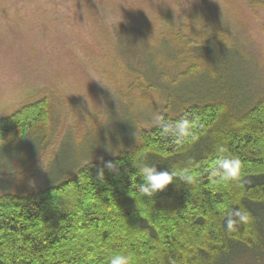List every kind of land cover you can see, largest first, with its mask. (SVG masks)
I'll return each mask as SVG.
<instances>
[{
    "label": "trees",
    "instance_id": "16d2710c",
    "mask_svg": "<svg viewBox=\"0 0 264 264\" xmlns=\"http://www.w3.org/2000/svg\"><path fill=\"white\" fill-rule=\"evenodd\" d=\"M164 19V44L152 54L175 71L167 70V62L155 63L159 80L174 88L210 81L194 101L175 103L169 97L161 114L170 121L195 117L193 135L177 143L154 125L137 128L115 154L74 168L59 183L26 194H0V264H108L114 254H130L134 264H226L241 252L255 258L264 252V94L258 102L242 101L243 92L232 89L220 62L216 70L207 62V72L194 74L196 62L216 57L219 44L201 38L191 44V25L168 10ZM173 25L183 31L175 33ZM171 33L177 42L190 34L188 60L194 61L189 65L182 49L170 45ZM172 47L173 55L167 51ZM138 80L131 83L141 87ZM51 117L44 98L0 119L5 141L0 160H12L26 142L46 144ZM218 155L240 159L239 183L210 182L209 166ZM108 162L118 172L109 171ZM142 163L155 164L158 171L188 168L196 181L179 187L174 182L149 202L136 191L141 182L136 168ZM232 208L246 209L251 220L228 232L224 222Z\"/></svg>",
    "mask_w": 264,
    "mask_h": 264
},
{
    "label": "rangeland",
    "instance_id": "374dc122",
    "mask_svg": "<svg viewBox=\"0 0 264 264\" xmlns=\"http://www.w3.org/2000/svg\"><path fill=\"white\" fill-rule=\"evenodd\" d=\"M166 10L192 26L191 44L199 38L219 44L216 57L196 62L194 74L220 62L242 101L262 98L264 0H0V119L44 98L52 113L46 144L26 142L12 160H0V194L59 183L74 168L115 154L137 128L153 126L169 97L199 99L209 78L174 88L157 75L155 63L167 66L152 54L164 44ZM189 35L180 43L167 35L186 65L194 61ZM167 51L173 55L174 48ZM138 79L141 87L131 83ZM226 264H264V252L258 258L241 252Z\"/></svg>",
    "mask_w": 264,
    "mask_h": 264
},
{
    "label": "clouds",
    "instance_id": "9594fccd",
    "mask_svg": "<svg viewBox=\"0 0 264 264\" xmlns=\"http://www.w3.org/2000/svg\"><path fill=\"white\" fill-rule=\"evenodd\" d=\"M153 125L158 127L162 136L173 137L176 142H181L184 138L193 135V129L197 126L195 117L188 115L181 116L177 120H168L163 115L156 114L153 118ZM138 134L135 131V136ZM5 141L0 139V145ZM105 167L112 172H118V166L108 162ZM135 175L141 182L136 189L140 198L147 197L151 202L158 192L164 191L168 185L175 182L176 186H189L195 183L196 176L188 168L171 171H158L155 164L142 163ZM241 161L238 157L218 155L209 166V180L215 183L217 179L222 181L237 182L240 181ZM103 179V170L98 174ZM251 220L250 213L243 208H232L227 212L224 226L228 232L238 231L240 226L247 225ZM108 264H134L133 257L130 254H114L109 257Z\"/></svg>",
    "mask_w": 264,
    "mask_h": 264
}]
</instances>
